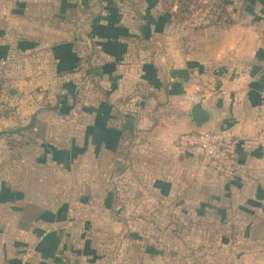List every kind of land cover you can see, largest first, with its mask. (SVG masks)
Returning <instances> with one entry per match:
<instances>
[{
  "label": "crops",
  "instance_id": "1",
  "mask_svg": "<svg viewBox=\"0 0 264 264\" xmlns=\"http://www.w3.org/2000/svg\"><path fill=\"white\" fill-rule=\"evenodd\" d=\"M151 1L146 0L149 4ZM160 2L157 4L158 14L166 15ZM134 11V14L141 17L140 22L132 27L131 33H123L119 28L129 29L128 25L124 26L104 17L106 8L102 0H94L89 5L88 0H0V57L9 60L6 79L0 85V124L15 122L17 125L25 123L29 117L27 125L0 131V140L23 136L31 131L30 135L36 141L34 147L28 143L23 146L24 150L31 152L29 166L23 165L24 156L21 155L20 164L14 169V177L9 179L10 176L6 175L3 167L0 169V264H20L22 255L32 247L37 255L28 264H103L95 257L87 234L96 228L97 220L103 215V189L109 185L112 188L114 186L112 180L105 178L108 172L113 173L115 161L120 157L117 141L119 135L115 127L121 119H134V127L139 123L144 131L134 133L132 137H153L157 142L147 144L148 149L159 151L165 158L171 153L176 154L177 151L173 149L176 148L178 135L199 130L191 114L192 108L199 102L209 119L203 130L231 134L240 141V175L232 181H225L217 172L228 191L226 207H231L233 203L241 205L248 202V205H254L255 208L250 206L254 208V212L247 210L243 214L244 220L264 219V42L259 39L261 33L256 34V38L239 34L227 47L229 52L235 50L237 56L253 60L251 66H232L221 69V72L215 69L212 70V78L208 72L188 70L184 67L185 63L188 60L200 64L222 60L226 57V39L222 45H209L212 43H208L209 38L204 31L202 36H197L200 41L196 39L193 43L202 46L199 57L192 58L194 53L184 52L182 36L175 35L173 40L170 36L158 35L154 40L161 51L158 53L157 71L152 72L157 81H145L142 76L136 81L130 70L115 67V64L119 66L133 60L134 56L129 59L132 54L131 45H138L139 40L140 43L147 41L142 31L146 22L139 5ZM88 27H100L102 30H90L88 33ZM100 41L105 46L96 48V43ZM173 42L174 53L167 48L172 47ZM74 43L90 46L92 52L87 53L83 59L91 60L92 55H100V59L106 62L101 67H89L94 69L91 72L97 76L95 85L102 98L95 105L94 183L85 179L76 181L77 185L95 189L98 195L93 196V201L90 197L78 198L74 202L70 191L73 183L71 174H67L68 182L57 176V173L62 175L68 171L61 164L65 157L72 156L71 151L66 154L56 153L52 147L47 145L46 148L39 142L43 140L42 133H38L42 120L47 114L53 115L58 111L62 94L66 91L64 78L69 75L67 68L69 69L70 61L75 57L72 54L75 52ZM125 47L127 50L121 51L120 48ZM137 52L142 57V50ZM257 53L258 58L255 57ZM167 62L173 67V73L170 67L167 69L164 66ZM116 70L123 74L117 77ZM200 79L208 83L196 84ZM6 112H11V115ZM158 117L162 123L159 126L156 122ZM105 122H110V128L105 126ZM53 136L54 134L50 136V140L54 141ZM53 141L51 144H54ZM178 153L181 167L185 166L190 176L192 173L199 175L198 171L203 170L205 163L202 155ZM89 160L87 158L84 166H79L85 172L89 171ZM181 167L173 170V177L183 170ZM210 174L211 177H208L213 179V174ZM170 180L160 181L166 188L160 198L162 204H177L180 211L186 204L200 202L198 178L194 182L189 181V192L180 198L173 197L174 181ZM181 182L175 180L174 183L182 185ZM58 190L61 197L55 198L53 192ZM76 203L79 205L76 206ZM164 214L167 218L168 213ZM188 215L193 217L192 213ZM195 216H198L197 213ZM183 217L185 214L182 211L176 213V218ZM91 223L93 228L88 229ZM51 226H55L56 230L47 233ZM253 226V235L260 234V238H263L264 221L260 220V223L256 222ZM191 230L189 248H196L198 245L195 246L194 243L198 241L193 237L197 233H193V225ZM181 247H184L181 251L186 250L183 244ZM181 251L177 249V252ZM197 259L196 256L191 258V264H199ZM108 264L115 262L112 260Z\"/></svg>",
  "mask_w": 264,
  "mask_h": 264
},
{
  "label": "rangeland",
  "instance_id": "2",
  "mask_svg": "<svg viewBox=\"0 0 264 264\" xmlns=\"http://www.w3.org/2000/svg\"><path fill=\"white\" fill-rule=\"evenodd\" d=\"M102 1L106 8V16L104 17L118 21L121 25H128L130 30L119 28L123 30V33H131L132 27L140 22L141 17L132 12L138 8V5L143 13L142 18L146 24L142 31H144L143 37H147V41L140 43L139 40L138 45H131L130 54H132L129 59L134 56L131 62L128 64L124 62L119 66L115 64V67L130 70L136 81L141 79V76L145 81H157L153 73L157 71V58L161 51L154 40L158 35L170 36L173 40L175 35L176 37L182 36L184 52L186 54L194 53L192 58L199 57L198 54L201 52L202 46L199 43L197 45L193 43L196 39L200 41L197 36H202L204 31L205 36L209 38L208 43H212L209 45H222L226 39V57L224 56L222 60L216 62L208 60L209 62H202L201 64L188 60L185 63L184 67L188 70L208 72L211 78L212 70L215 69L221 72V69L232 66H240L241 68L251 66L253 60L244 58V56H237L235 50H232L231 53L227 49L228 44L232 43V39L239 37V34L256 38V34L261 33L259 39L264 42V0H191L192 4L189 7L191 14L188 16L185 14L188 18L182 22L178 19V22L170 21L166 15L158 14L157 4L160 0H152L151 4L147 3L146 0ZM92 3L94 0H88V5ZM216 4H222V7L225 8L226 17L224 19L226 22L216 26L214 30H205L204 26L210 22L207 17L208 11ZM173 11L175 12L176 9L174 8ZM99 28L94 29L93 27L91 29L88 27L87 31L88 33L90 30L91 32L101 31L102 29ZM149 41L151 42L147 43ZM101 43V41L96 43V48L105 46ZM167 48H170V51L174 53L175 43L173 42L172 47L167 46ZM73 49L75 52L72 54L75 57L71 59L69 69L67 68V71L70 72L69 75L64 78L67 85L66 91L62 94L58 111H55L53 115L47 114L42 120L38 133H42L43 140L39 139V142L45 147L47 145L52 147L56 153L66 154L71 151L72 156L65 157L63 164H61L63 169L68 171L62 175L57 173V176L68 182L67 174H71L73 183L70 191L74 202H77L78 198L90 197L93 201V196L98 195L95 189H89L88 186L82 184L77 185V182L81 179L93 182L95 178L93 143L96 129L95 105L102 98L95 85L97 76L91 72L94 69L89 67H101L106 62L100 59V55H92L91 60L83 59L87 53L92 52L90 46L74 43ZM120 49L123 52L127 50L126 47ZM139 50L143 52L142 57L138 56L140 53L137 51ZM255 57L258 58L259 53ZM164 66L167 69L170 67L169 63ZM170 69L173 73L172 66ZM116 73L117 77L123 74L119 70H116ZM206 83L208 81L203 79L196 81V84L199 85ZM144 108L146 109L145 106ZM8 115H11V112ZM159 119L160 117L156 119L158 126L162 124ZM28 121L29 117L25 123L17 125L14 124L15 122L0 124V131L17 129L20 125H27ZM119 122L115 128L119 135L117 141L120 157L115 161L113 173L108 172L105 178L108 181L112 180L114 186L112 188L109 185L103 189V202L101 204L103 215L97 220L96 228L87 234L90 247L93 248L95 257L99 262L108 264L113 260L115 264H191V258L196 256L199 264H239L241 262L264 264V237L260 238V234L253 235L255 227L253 225H256V222L260 223V220L263 222L264 219L257 221L252 219L250 221L243 218L244 213L254 212V205H248L246 202L241 205L233 203L231 207H226L228 191L225 190V183L222 179L220 180L217 171L210 164L204 161L203 170L198 171L199 175L192 173L193 176H190L185 170V166L184 168L181 167L182 162L178 156V152L182 154L181 151L175 148L176 150L173 149V151H177L176 154H170V151L166 150L165 152L170 155L164 158L159 151L148 149L147 144L157 142L153 137L148 135L139 137L140 139L132 137L134 133L144 131L140 128L139 123L134 127V119H121ZM105 126L110 128V122H105ZM30 133L31 131L23 136L0 140V169L2 170L3 167V171L7 172L6 175L10 176L9 179L15 176L16 171L14 169L20 164L21 158L19 159V157L21 155L24 156L23 165L29 166L31 162L30 150L23 149L25 143L32 144L33 147L36 145L35 138H32ZM47 134L50 136L54 134V141L50 140V136L47 137ZM52 141L54 144H51ZM153 148L158 149L155 146ZM87 158H90L88 161L90 168H88L89 171L85 172L83 167L80 168L79 166H84ZM58 166L60 167V165ZM180 167L183 170L179 172L178 176L173 177L172 175L175 174L173 170ZM210 173L213 174V179L210 178ZM196 178H198L199 203L186 204L180 211L177 204L173 203L169 206L162 204L160 198L166 188L160 184L161 179H171L172 182L175 180L182 181V185L173 182V190L171 189L174 192L173 197L180 198L187 195L190 187L189 181L194 182ZM53 194L55 198L61 197L59 190L54 191ZM75 205L78 206L79 204L76 203ZM250 206H254V208L252 209ZM176 211H182L185 217L176 218V213H178ZM164 213H168L167 218ZM188 213H192L193 217L189 216ZM195 213L198 216H195ZM198 217L200 218L198 219ZM191 225L196 230V232L193 230V233H197L193 237L198 241L194 243L195 246L198 245L196 248H189L192 234ZM92 228L93 223L88 229ZM181 244L186 246V250L181 251V248H184L181 247ZM177 249L181 252H177ZM88 250L92 253L91 249Z\"/></svg>",
  "mask_w": 264,
  "mask_h": 264
},
{
  "label": "built area",
  "instance_id": "3",
  "mask_svg": "<svg viewBox=\"0 0 264 264\" xmlns=\"http://www.w3.org/2000/svg\"><path fill=\"white\" fill-rule=\"evenodd\" d=\"M8 59L0 57V84L5 80ZM240 141L231 134L220 131L199 129L182 133L177 137L176 148L182 153H199L225 181L236 179L241 173L238 159ZM56 230L51 226L46 232ZM35 248L28 249L21 257L20 264H28L35 259Z\"/></svg>",
  "mask_w": 264,
  "mask_h": 264
},
{
  "label": "trees",
  "instance_id": "4",
  "mask_svg": "<svg viewBox=\"0 0 264 264\" xmlns=\"http://www.w3.org/2000/svg\"><path fill=\"white\" fill-rule=\"evenodd\" d=\"M161 2V5H163V10L170 21L174 20L178 22L179 20L180 22H182L184 20H187L186 18H188L185 16V14H187V16L191 14V11L189 9L190 5L192 4L191 0H161ZM174 8L176 9L175 12L173 11ZM207 17L210 22L204 26V29L209 27L215 28L216 26H220L221 24H224L226 22V19H224V17H226L225 8L222 7V4H216L212 8H210Z\"/></svg>",
  "mask_w": 264,
  "mask_h": 264
},
{
  "label": "water",
  "instance_id": "5",
  "mask_svg": "<svg viewBox=\"0 0 264 264\" xmlns=\"http://www.w3.org/2000/svg\"><path fill=\"white\" fill-rule=\"evenodd\" d=\"M192 119L199 129H203L204 124L208 122V114L202 109V103L196 104L192 110Z\"/></svg>",
  "mask_w": 264,
  "mask_h": 264
}]
</instances>
